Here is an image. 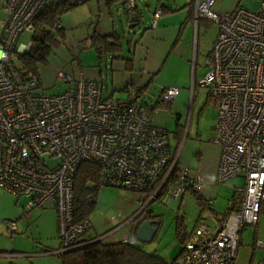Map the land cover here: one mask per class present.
Wrapping results in <instances>:
<instances>
[{
  "label": "built area",
  "instance_id": "built-area-1",
  "mask_svg": "<svg viewBox=\"0 0 264 264\" xmlns=\"http://www.w3.org/2000/svg\"><path fill=\"white\" fill-rule=\"evenodd\" d=\"M81 1L2 0L0 190L25 201L24 219L33 210L55 211L60 248L52 255L75 249L92 230L90 221L75 224L73 218V179L82 164L98 168L101 187L126 190L150 203L163 186L176 202L187 191L203 189L199 178L178 168L168 133L152 124L156 103L170 104L180 90L163 89L150 107L134 83L123 88L126 100L104 99L102 80L88 79L76 63L71 73L57 70L62 90L54 95L38 93L39 80L32 73L19 75L17 59L31 47L18 46L20 35L33 33V22L45 9ZM215 3L193 0V24L217 28L199 86L216 101L209 141L220 148L215 183L241 179L243 186L234 189L216 229L198 222L176 264H234L242 232L256 225L264 203V1L255 11L236 8L223 17L213 12ZM124 8L135 13L136 0H127ZM160 16V10L153 12L151 28ZM163 176L158 189L150 192ZM7 227L16 230L14 222ZM257 247L264 248V242Z\"/></svg>",
  "mask_w": 264,
  "mask_h": 264
},
{
  "label": "rangeland",
  "instance_id": "rangeland-1",
  "mask_svg": "<svg viewBox=\"0 0 264 264\" xmlns=\"http://www.w3.org/2000/svg\"><path fill=\"white\" fill-rule=\"evenodd\" d=\"M159 1L173 11L179 9L174 7V1L177 0ZM262 1L264 0H216L212 10L223 17L236 8L255 11ZM157 4V0H136L135 13H126L122 3L108 9L102 0H82L80 5L73 7L60 18L59 25L66 33L65 42L53 52L45 66L37 68L41 84L37 92L48 96L60 92L61 85L56 79L57 70L71 73L72 65L76 63L82 70L101 74L105 86L102 93L104 99L126 100L128 95L121 89L130 77L124 71V61L113 60V54L109 53L103 54L99 62L97 54L90 48L88 38L96 34V31L101 35H110L114 30L120 37L123 49L121 57L128 60H133V56L126 43L130 42L133 48L139 41L133 60L135 72L139 73L145 66L148 75L144 78L143 85L152 77L146 91L149 99L143 102L152 104L149 105L151 107L163 89L180 90L170 107L167 104L156 106L157 113L153 115L152 124L168 133L170 153L179 157L178 168L196 174L201 157L206 166L214 163L220 156V148L209 142L213 138L217 116L216 101L208 96L206 89L199 86L207 73L205 59L211 51L217 28L213 24L200 22L195 29L193 26L181 29L184 14L180 9L162 15L156 20L155 27L151 28L152 10ZM138 14L141 19L137 23L133 17ZM2 17L1 6L0 18ZM31 36V33L21 34L17 41L18 46L28 45ZM145 57L147 59L144 62ZM136 73H133L134 79H137ZM242 186L241 179H230L211 185L205 195L211 201V209L205 206L202 214L196 196L191 193L186 194L182 206L181 201H172L166 195L151 202L149 206V198L142 202L132 192L102 187L95 198V210L89 217L92 226L90 234L106 243L131 241L133 237L129 235V221L142 213L147 206L146 212L153 211L159 216L160 226L153 240L141 246L149 254L169 262L181 247L178 230L180 233L185 229L191 230L197 220L206 222L212 218L213 212L216 213V218L222 217L234 189ZM12 198L0 190V264H58L57 257L52 255L39 258V261L36 260L39 256L26 259L18 255L17 258H7L12 257L9 254L15 255V252L40 251L41 246L54 250L59 242L56 213L53 209L33 210L24 219L22 205L25 201L19 200V208H15V199ZM8 222L15 223L14 232L6 227ZM258 222L257 229L264 241V212L259 215ZM251 230L253 231V227L247 229L248 234Z\"/></svg>",
  "mask_w": 264,
  "mask_h": 264
},
{
  "label": "trees",
  "instance_id": "trees-1",
  "mask_svg": "<svg viewBox=\"0 0 264 264\" xmlns=\"http://www.w3.org/2000/svg\"><path fill=\"white\" fill-rule=\"evenodd\" d=\"M102 1L105 7L110 9L118 3H122L124 6L127 0ZM80 4L81 2L78 5ZM1 6L3 7L2 0H0V7ZM73 7L68 5L51 6L42 11L36 17L33 22L30 50L26 54L19 56L17 59V71L21 77L26 76L28 73H32L39 80L37 68L39 66H45L53 52L58 50L65 42L66 35L64 30L61 28L57 29L56 26L59 25L61 16ZM160 11L161 15L165 12H170L164 7H161ZM134 22H140V16L137 15L136 21ZM88 39L90 42V48L97 54L99 62H101L103 54L106 55L112 53L113 59L124 61L125 69L127 71L130 72L132 70L131 61L119 57L122 53V47L120 38L116 33L103 37L94 34ZM127 44L130 45L129 42ZM163 105V103L159 102L156 103L155 107ZM168 105L170 107V104ZM163 178L164 176L150 188V192L154 193L158 189ZM100 188L102 187L100 186L98 168L87 163L80 165L73 179V218L75 224L81 223L85 220L89 221V217L95 210V198ZM165 192L166 187L163 186L158 192L157 197L159 198L162 195H165ZM192 194L193 196H196L202 214L203 209L206 206L205 202L197 193L192 192ZM261 212H264V203L260 206L257 219ZM154 218L159 219L147 212L146 219L151 220ZM179 231L180 230H178V237L181 248H183L187 237L182 234L183 232L180 233ZM98 238L99 237L97 236L90 237L89 234L86 238L79 241L75 249L55 255L59 264H176L182 253H180L178 259L176 258L168 263L156 255L144 251L140 245H132L127 242L106 243L103 240H98Z\"/></svg>",
  "mask_w": 264,
  "mask_h": 264
},
{
  "label": "crops",
  "instance_id": "crops-1",
  "mask_svg": "<svg viewBox=\"0 0 264 264\" xmlns=\"http://www.w3.org/2000/svg\"><path fill=\"white\" fill-rule=\"evenodd\" d=\"M158 1V4L156 5V7H154V9L152 10V14H153V12L154 11H156V10H161V7H164L165 9H167V10H169L170 12H165L164 14H162V15H165V14H170V13H174V11L175 12H177L179 9V11L180 12H182V14H184L183 15V21H184V23L182 24V26H181V29H184V27H185V29H187V27H189V26H193V29H195V28H197L198 27V25L197 26H195L194 24H193V16H194V9H193V0H187V2L185 3V2H180V1H174V7H176V8H179V9H175L174 11H173V9L171 10L169 7H167V6H164L163 4H161L160 3V1L159 0H157ZM122 7H123V9H124V6L122 5ZM137 10V9H136ZM147 10L149 11V8L147 7ZM127 12V11H126ZM139 13V12H138ZM161 15V16H162ZM138 16H140V19H141V15L140 14H138ZM160 16V17H161ZM136 21V20H135ZM60 26V25H59ZM61 28V27H60ZM113 33H115L114 32V30H113ZM112 33V34H113ZM66 34V33H65ZM96 34L97 35H99L100 37H103V36H108V35H101V34H99L97 31H96ZM111 35V34H110ZM120 38V37H119ZM128 43V42H127ZM126 43V46H127V48H128V50L132 53V56H133V60L135 59V55H136V47L139 45V41L138 42H136L135 44H134V46H133V48H131V44L130 45H128ZM130 43V42H129ZM122 47V46H121ZM122 52H123V49H122ZM122 54V53H121ZM121 54L119 55V57L122 59V57H121ZM147 58L145 57L144 59H143V61L145 62V60H146ZM113 60H117V59H113ZM128 60V59H127ZM133 60H130L131 61V64H132V70L129 72V71H127L126 69H125V64H123L124 66V71L126 72V73H128L129 74V77H130V80L128 81L129 83H134V84H136L138 87H139V89H140V94L142 95L141 97H142V101H145L146 99L148 100L149 99V97H147V95H146V91H147V88L149 87V84H150V82L152 81V77H150V79L146 82V84L145 85H143V83H144V78H146V76L148 75V73H147V71L145 70V66H143V68H141L140 70H139V73H136L135 72V65H134V61ZM117 61H120V60H117ZM122 61V60H121ZM80 67V66H79ZM81 69V68H80ZM82 70V69H81ZM82 72L84 73V75L88 78V79H91V80H101V74L100 75H97V74H93V73H91L90 71H85V70H82ZM133 73H136V78L137 79H134V76H135V74H133ZM128 82H127V84H128ZM139 83H141V85L139 84ZM126 85V84H125ZM124 88V87H123ZM123 88L121 89V91L123 90ZM62 90V89H61ZM60 90V91H61ZM161 94V93H160ZM180 94V93H179ZM177 98V97H176ZM175 98V99H176ZM174 99V100H175ZM173 100V101H174ZM151 101V100H150ZM172 101V102H173ZM172 102L170 103V105L172 104ZM145 103V102H144ZM145 104H147V103H145ZM149 105H152V104H149ZM152 120H153V118H152ZM209 141V140H208ZM219 159H220V156H219V158L214 162V163H211V164H209V165H204V162H203V157H201L200 158V160H199V162H198V170H197V172H196V174H193L192 172V174L194 175V176H196L197 178H199L202 182H203V189H202V191L201 192H199V193H197L199 196H200V198L205 202V205L207 206L208 205V203H211V201H209L208 200V198H206V196L205 195H207V193L206 192H208V188L211 186V185H215L216 183H215V176H216V171H217V167H218V163H219ZM3 192V191H2ZM187 193H191L192 194V192L191 191H187L182 197H181V199H180V201H181V206L184 204V199H185V197H186V194ZM6 194V193H5ZM8 195V194H7ZM10 196V195H9ZM137 197H139V199L140 200H142V202L146 199V198H143L141 195H136ZM232 196H233V194H232ZM11 198H12V196H10ZM13 199V198H12ZM14 201V203H13V205H14V207L16 208V207H18V205H17V201L16 200H13ZM150 204L151 203H149L148 205L150 206ZM19 208V207H18ZM148 209V208H147ZM213 212V211H212ZM147 214V213H146ZM146 214H145V216H143V217H141L140 218V221L137 223V222H132L131 224H130V229H129V235L130 236H132L133 237V239L131 240V241H124V240H122L121 242H127V243H130V244H132V245H140L137 241H136V239H135V236H134V232H135V228H136V226L142 221V220H145L146 219ZM151 214L154 216V217H159L155 212H153V211H151ZM224 216H225V212H224V214H223V216L221 217H219V218H216L217 216H216V213H214L213 212V214H212V218H210V219H207L206 220V222H202V223H204L205 225H207L209 228H211V229H216L218 226H219V224L221 223V220L224 218ZM152 221H159V219H157V218H154V219H151ZM18 221H19V219H18ZM17 221V222H18ZM199 220H197L195 223H194V225H193V227L191 228V230H188V231H186V229H185V231L183 232V234H184V236L185 237H188V235L193 231V229L195 228V226L198 224L197 222H198ZM258 224H259V222H258V219H257V225L256 226H253V231L251 230L250 231V233L248 234V232H247V229L249 228V227H245L244 228V230H243V232H242V243H241V245H240V247H239V249H238V252H237V256H236V259H235V262H234V264H264V248H260V247H257V243L258 242H264V241H262V238H261V235H260V232H259V229H257L258 228ZM159 226H160V221H159ZM158 226V227H159ZM7 227V226H6ZM158 227H157V231H158ZM257 229V230H256ZM21 233V234H20ZM20 233H18V234H20V235H22V232H20ZM112 234H113V232H112ZM15 235V234H14ZM110 235H111V233H110ZM58 236V235H57ZM90 237H94V236H92V234H90ZM96 237V236H95ZM59 241V240H58ZM141 246V245H140ZM42 248V249H41ZM59 248H60V243L58 242V245H57V248L56 249H54V250H48L47 249V246H41L40 247V251H38V250H34V251H32V252H25V251H20V252H18V253H16L15 252V255H12V254H9L8 256H12V257H7V258H17L18 257V255L19 256H23V257H25L26 259L27 258H29V257H33V256H39L38 257V259H36V260H41V259H39V258H43V257H46V256H51L53 253H55L56 251H58L59 250ZM35 249H37V248H35ZM144 251H146L144 248H142ZM182 249L183 248H181L180 247V249H179V252H178V254L175 256V257H173L172 258V260H170L168 263H170L171 261H173V260H175L176 258L178 259L179 258V255H180V253L182 252ZM38 251V252H37ZM14 254V253H13ZM35 254H37V255H35ZM52 256H55V255H52ZM37 258V257H36ZM57 263L59 264V261H58V259H57Z\"/></svg>",
  "mask_w": 264,
  "mask_h": 264
},
{
  "label": "water",
  "instance_id": "water-1",
  "mask_svg": "<svg viewBox=\"0 0 264 264\" xmlns=\"http://www.w3.org/2000/svg\"><path fill=\"white\" fill-rule=\"evenodd\" d=\"M158 226L159 223L156 221L150 219L142 220L135 228L134 236L136 241L140 245L150 243L157 233Z\"/></svg>",
  "mask_w": 264,
  "mask_h": 264
},
{
  "label": "flooded vegetation",
  "instance_id": "flooded-vegetation-1",
  "mask_svg": "<svg viewBox=\"0 0 264 264\" xmlns=\"http://www.w3.org/2000/svg\"><path fill=\"white\" fill-rule=\"evenodd\" d=\"M146 209H147V206H145V207L143 208V212L140 213L139 216H138L133 222H138V221H140V218L143 217V216H145V214L147 213V212H146ZM131 223H132V222H131Z\"/></svg>",
  "mask_w": 264,
  "mask_h": 264
}]
</instances>
